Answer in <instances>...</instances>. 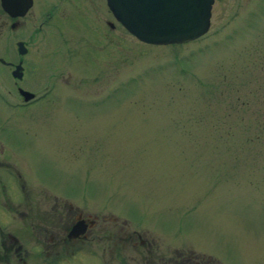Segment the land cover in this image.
Instances as JSON below:
<instances>
[{
	"label": "rangeland",
	"instance_id": "obj_1",
	"mask_svg": "<svg viewBox=\"0 0 264 264\" xmlns=\"http://www.w3.org/2000/svg\"><path fill=\"white\" fill-rule=\"evenodd\" d=\"M113 24L98 66L57 54L72 78L50 101L82 110L37 115L48 131L16 133L45 148L25 145L32 182L77 185L74 198L112 201L229 263L264 264V0H214L207 31L183 44H145Z\"/></svg>",
	"mask_w": 264,
	"mask_h": 264
},
{
	"label": "flooded vegetation",
	"instance_id": "obj_2",
	"mask_svg": "<svg viewBox=\"0 0 264 264\" xmlns=\"http://www.w3.org/2000/svg\"><path fill=\"white\" fill-rule=\"evenodd\" d=\"M25 3L0 0V264H232L190 235L118 212L112 201L74 198L77 185L32 182L33 152L25 145L45 148L16 133L48 131L37 115L82 110V102L50 101L58 80L68 85L72 78L71 71L63 76L57 54L68 60L84 53L98 66L100 49L114 50L115 19L105 0H29L23 9ZM63 136L51 140L50 153L59 152Z\"/></svg>",
	"mask_w": 264,
	"mask_h": 264
},
{
	"label": "water",
	"instance_id": "obj_3",
	"mask_svg": "<svg viewBox=\"0 0 264 264\" xmlns=\"http://www.w3.org/2000/svg\"><path fill=\"white\" fill-rule=\"evenodd\" d=\"M105 1L116 21L137 40L167 45L186 43L203 35L209 27L214 0ZM28 6L29 0H26L23 9ZM5 7L8 10L10 6ZM17 70L18 67L13 71L14 76L19 75ZM21 92L28 97V92Z\"/></svg>",
	"mask_w": 264,
	"mask_h": 264
}]
</instances>
